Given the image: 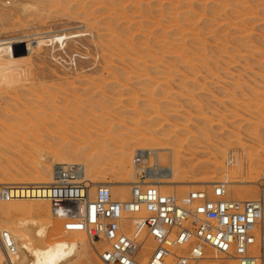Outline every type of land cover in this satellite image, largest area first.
<instances>
[{
	"label": "rangeland",
	"instance_id": "rangeland-1",
	"mask_svg": "<svg viewBox=\"0 0 264 264\" xmlns=\"http://www.w3.org/2000/svg\"><path fill=\"white\" fill-rule=\"evenodd\" d=\"M12 38L23 42L15 62L0 51V186L47 184L57 165L78 164L127 200L131 186L117 192L136 180L134 152L158 149L180 182L157 185L163 193L234 180L231 196L258 194L264 0H0V39ZM16 206L0 198V236H18L26 260L33 244L67 241L77 245L58 264H103L106 245L63 232L48 200L40 213ZM3 250L0 239V264H15Z\"/></svg>",
	"mask_w": 264,
	"mask_h": 264
},
{
	"label": "built area",
	"instance_id": "built-area-1",
	"mask_svg": "<svg viewBox=\"0 0 264 264\" xmlns=\"http://www.w3.org/2000/svg\"><path fill=\"white\" fill-rule=\"evenodd\" d=\"M143 153L133 154L138 174L127 200L104 185L91 195L78 164L59 166L49 184L3 185L0 197L30 191L47 198L65 231L106 245L98 253L104 264H264V181L252 199L231 196L223 182L166 194L147 182ZM148 242L151 250L143 248Z\"/></svg>",
	"mask_w": 264,
	"mask_h": 264
},
{
	"label": "bare ground",
	"instance_id": "bare-ground-1",
	"mask_svg": "<svg viewBox=\"0 0 264 264\" xmlns=\"http://www.w3.org/2000/svg\"><path fill=\"white\" fill-rule=\"evenodd\" d=\"M112 31V30H111ZM63 35H58V36H53L52 38H51V42L52 41H59V42H61L62 41V39H63ZM25 40V39H24ZM19 42H23V41H17V40H13V38H12V40H6V41H3L2 39H0V51L1 50H4L6 53H8L10 56H11V58L14 60V61H12V62H15L17 59H16V57H15V52H14V46H13V44L14 43H19ZM31 47L27 44L26 45V47H25V53L27 54V56H28V54H30V49ZM101 49V48H100ZM104 51V50H103ZM112 57V56H111ZM0 65H1V63H0ZM157 150L158 149H153V151H145V150H143V152L145 153H143L144 154V156H145V158L148 160V167H149V172H150V174L149 175H147V182H152V184H155L156 186L158 185V186H169V185H171V186H173L174 184H178V183H180L179 181H177V168L176 167H174L173 165L172 166H170V167H164V166H161V165H159L158 164V162H157ZM136 153L137 152H139V151H135ZM134 152V153H135ZM147 154V155H146ZM152 154V155H151ZM133 157H134V155H133ZM153 157V164H152V162H151V158ZM133 163H134V161H133ZM135 164V163H134ZM61 165H63V164H60V165H57L56 166V168H55V170H54V173H53V177H52V180H51V182H53V179H54V176H55V174L57 173L56 171H57V168L59 167V166H61ZM65 165V164H64ZM136 165V164H135ZM81 166V165H80ZM82 167V166H81ZM136 168V167H135ZM152 170H154V171H156V172H159L160 171V173L158 174V175H153V173H152ZM82 174L80 175V177L83 179V180H87V182H88V185L90 186V193H91V195H92V193L94 192V189H95V187H97V186H99V185H104V186H107V187H109V184L108 183H98V182H95V183H92L86 176H85V172H84V168L82 167ZM136 173L138 174V172H137V169H136ZM136 179H137V177H136ZM51 182H49V183H51ZM213 182H219V181H213ZM49 183H47V184H49ZM134 182H132L131 184L130 183H128V182H123L122 183V185L119 187L120 189H118V194H120V197H122L123 199L125 198V195H126V192H125V190H124V186H123V184L124 185H127V186H132V184H133ZM184 183V182H183ZM210 183H212V182H210ZM223 183H225L226 185H227V188H228V186H230V193L232 194V195H238V189H236L235 187H234V185L236 184V183H238L237 181H234V180H229L228 181V183L227 182H223ZM46 183L45 182H43V183H25V184H18V185H45ZM182 184V183H181ZM3 185H15V184H2L1 186H3ZM1 186H0V188H1ZM110 188V187H109ZM193 189H196V188H191L190 190H193ZM111 190V189H110ZM130 190H131V187H130ZM130 190H129V197H130ZM228 191H229V188H228ZM18 195L17 196H15V197H13V198H10L9 200H4V199H2L1 197V200H4V201H8V202H13V203H16V211L17 212H20V211H26V210H28V211H31V212H35V213H40V212H42L43 211V208H44V201H46V200H48L47 198H44V197H38L37 195H33L30 191L29 192H16ZM111 193H112V191H111ZM176 195V194H175ZM112 197H113V195H112ZM128 197V198H129ZM33 200H38V201H40V203H42V204H36V203H34V201ZM27 202H30L31 204L30 205H26L25 203H27ZM18 203V204H17ZM48 203H49V206H50V202H49V200H48ZM50 212H51V206H50ZM51 214H52V216H54L53 215V213L51 212ZM54 217H57V216H54ZM57 218H59V217H57ZM27 220H28V218H27ZM22 222H20V223H22L23 225L25 224L24 223V221L25 220H21ZM26 222V221H25ZM32 222L34 223V219H32ZM29 224H31V222L29 221L28 222ZM33 223L31 224L32 226H33ZM49 223V222H48ZM51 223V222H50ZM22 224H21V226H22ZM27 224V223H26ZM28 225V224H27ZM26 225V226H27ZM31 225H28L26 228L28 229V227H29V229H30V227H32ZM36 226V225H35ZM42 226H44V225H41V228H42ZM25 228V227H24ZM25 228V229H26ZM37 229V228H36ZM36 229L34 230L36 233H38V234H41L42 233V230L41 229H37V231H36ZM62 230H63V232H66L65 230H64V228H62ZM68 232H70V234H71V237L72 238H76L77 237V234H78V231H68ZM87 236V235H86ZM1 238V244H2V248L4 249L3 251H5V253H6V255L7 256H12L13 257V263H15V264H17V259H19V258H21L22 260H23V262L22 261H20V259L18 260V263H19V261H20V264H55V263H57V261L62 257V256H64L65 254H67L68 252L70 253V247L71 248H74V246H76L77 245V243H71V242H69V243H71L72 244V246H69L68 247V243H66L65 244V242H67V241H61V242H54L53 244H50V245H48L47 247H45L44 249H42V248H38V246H36V249H35V245L33 244V247L34 248H31V249H33L32 250V254H33V258L32 259H30L31 257H32V255L31 254H27L26 253V255H27V258H29L30 256L29 255H31V257L28 259V260H26V258L24 257V253L26 252V250L23 252V250H21V247H20V245H19V243L20 242H18L17 241V237L18 236H16L14 233H12V232H10L8 229L7 230H2V232H1V236H0ZM87 237H89V236H87ZM24 239V238H23ZM23 239H22V242H21V244L23 243L24 244V242H23ZM27 239V238H26ZM26 239H24L26 242H28ZM20 241H21V239H20ZM60 241V240H59ZM71 241H72V239H71ZM25 242V244H24V247H27V248H29L28 246H27V243ZM74 242V241H73ZM89 242L92 244V246L94 247V249L96 250V244H95V241H93V240H91L90 239V237H89ZM44 244H45V242H44ZM48 244V243H47ZM37 245V244H36ZM41 245H43L42 243H41ZM150 245H151V249H152V247H153V245H152V242H148L147 244H146V246H148V247H150ZM22 246V245H21ZM144 248V247H143ZM26 249V248H25ZM93 249V250H94ZM28 250V249H27ZM73 250V249H72ZM100 251H97L96 250V254H97V256H98V258H99V255H98V253H99ZM1 253V252H0ZM23 255H22V254ZM29 253H31V251L29 252ZM2 254V253H1ZM4 255V254H3ZM5 256V255H4ZM69 257V256H68ZM70 257H72V256H70ZM69 257V258H70ZM7 258V257H6ZM63 258V257H62ZM65 259V258H64ZM67 259V258H66ZM3 260V259H2ZM30 260V261H29ZM99 260H100V258H99ZM60 262L62 261V259L61 260H59ZM64 261V260H63ZM101 261V260H100ZM22 262V263H21ZM62 263V262H61ZM103 263V262H102ZM58 264V263H57ZM104 264V263H103Z\"/></svg>",
	"mask_w": 264,
	"mask_h": 264
}]
</instances>
